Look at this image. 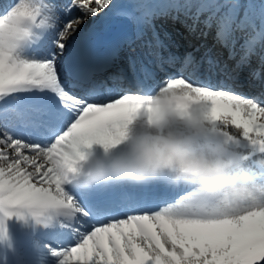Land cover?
<instances>
[{
	"label": "snow or ice",
	"instance_id": "1",
	"mask_svg": "<svg viewBox=\"0 0 264 264\" xmlns=\"http://www.w3.org/2000/svg\"><path fill=\"white\" fill-rule=\"evenodd\" d=\"M181 13L191 33L214 29L227 60L236 59L235 33L248 29L236 63L208 49L199 60L150 53L139 69L129 57L127 70L107 75L82 65L110 21L128 22L136 39L152 27L159 48L154 18ZM253 56L264 67V0H10L0 10V212L56 229L59 264H264V203L230 207L192 185L173 198L147 187L81 197L60 171L61 162L75 170L83 149L117 145L160 88L185 90L214 131L254 161L264 155V76H239Z\"/></svg>",
	"mask_w": 264,
	"mask_h": 264
},
{
	"label": "clouds",
	"instance_id": "2",
	"mask_svg": "<svg viewBox=\"0 0 264 264\" xmlns=\"http://www.w3.org/2000/svg\"><path fill=\"white\" fill-rule=\"evenodd\" d=\"M184 95L183 89H158L117 145L83 151L75 170L61 162V173L81 189L162 182L192 185L193 191L230 207L264 203V155L246 159Z\"/></svg>",
	"mask_w": 264,
	"mask_h": 264
},
{
	"label": "bare ground",
	"instance_id": "3",
	"mask_svg": "<svg viewBox=\"0 0 264 264\" xmlns=\"http://www.w3.org/2000/svg\"><path fill=\"white\" fill-rule=\"evenodd\" d=\"M130 1L133 0H121L122 3H130ZM9 2L10 0H0V10H2L3 7ZM181 17H184L183 14ZM125 22L126 21L123 20L110 21L109 27H113V31H108L105 35V45L114 46L116 38L113 39V36L120 33V28L118 27L121 25V23L125 25ZM89 23H91V21H89ZM127 26L131 27V25L129 24H127ZM159 34L165 37L171 43V52L173 53L177 51L179 56L182 52V46H180V42L182 41L178 27L175 26V24H171L169 27H160ZM113 57L115 58V56ZM115 63L116 61L110 62V64ZM105 66L110 68L108 64H105ZM231 131L238 132V130L236 129H231ZM98 148V145L92 146V149ZM88 150L89 149H83V151ZM182 188H184V185H181L178 190ZM148 189L156 191L158 193H162V191L164 190L161 187L160 182H151L148 186ZM72 191H74L78 196L83 197L85 189L73 188ZM179 194L183 193L180 192ZM173 195H170V197H172ZM160 202V200L156 201V203ZM9 220L12 222V226L15 229V232L13 233L15 246L13 247L15 249V255L18 264H59L60 258L53 255V252L60 247L58 238L62 237H60V233L57 232L56 229H54L51 225H45L44 223L38 222L36 218L26 213L24 214L23 218L13 215L9 217ZM34 235H36V237H45L51 243V246L43 248L39 238L33 237Z\"/></svg>",
	"mask_w": 264,
	"mask_h": 264
},
{
	"label": "rangeland",
	"instance_id": "4",
	"mask_svg": "<svg viewBox=\"0 0 264 264\" xmlns=\"http://www.w3.org/2000/svg\"><path fill=\"white\" fill-rule=\"evenodd\" d=\"M130 2H135V0H133V1H130ZM167 2H171L170 0H167ZM192 2L193 3H198V2H201V0H192ZM216 2L217 3H221V4H224V3H229V2H231V0H216ZM241 2L243 3V2H248V0H241ZM182 14L183 13H181L180 14V17L182 16ZM184 16V15H183ZM183 18V21H184V18L185 17H182ZM169 21V20H168ZM170 22H171V20H170ZM173 22V21H172ZM175 23V22H174ZM202 27V26H201ZM203 29V28H202ZM238 33H245V35L247 34L248 35V33H249V30L248 29H245L244 31H240V32H238ZM245 35L244 36H240L239 37V40H237L236 38V42L237 43H239V44H242L243 42H244V39H245ZM33 237H35V238H39V240L40 239H43L44 241H40V243H41V245H42V247L43 248H46V247H48V246H51V243L45 238V237H43V236H38V237H36V235H34ZM45 238V239H44ZM47 243H46V242Z\"/></svg>",
	"mask_w": 264,
	"mask_h": 264
}]
</instances>
